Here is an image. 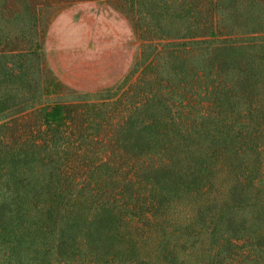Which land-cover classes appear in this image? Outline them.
<instances>
[{"label": "trees", "instance_id": "trees-1", "mask_svg": "<svg viewBox=\"0 0 264 264\" xmlns=\"http://www.w3.org/2000/svg\"><path fill=\"white\" fill-rule=\"evenodd\" d=\"M78 1L3 8L0 264H264V0H107L140 51L84 93L44 52Z\"/></svg>", "mask_w": 264, "mask_h": 264}, {"label": "rangeland", "instance_id": "rangeland-1", "mask_svg": "<svg viewBox=\"0 0 264 264\" xmlns=\"http://www.w3.org/2000/svg\"><path fill=\"white\" fill-rule=\"evenodd\" d=\"M12 0H0V21L4 7ZM13 10H8V16ZM9 20L13 28L18 22ZM21 25L27 27L28 17ZM28 21V22H27ZM30 39V38H29ZM140 51L126 14L107 0H82L60 8L45 27L44 52L46 63L57 80L80 92H98L126 87V77ZM33 76L43 82L28 61ZM46 91L55 96L53 89ZM38 93V92H37ZM4 118H0V123Z\"/></svg>", "mask_w": 264, "mask_h": 264}]
</instances>
